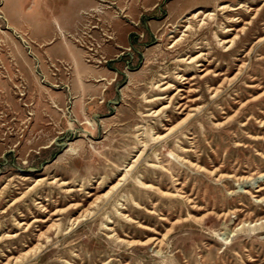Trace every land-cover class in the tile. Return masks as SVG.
<instances>
[{"label":"rangeland","instance_id":"rangeland-1","mask_svg":"<svg viewBox=\"0 0 264 264\" xmlns=\"http://www.w3.org/2000/svg\"><path fill=\"white\" fill-rule=\"evenodd\" d=\"M211 3L0 0V264H264V1Z\"/></svg>","mask_w":264,"mask_h":264},{"label":"bare ground","instance_id":"bare-ground-1","mask_svg":"<svg viewBox=\"0 0 264 264\" xmlns=\"http://www.w3.org/2000/svg\"><path fill=\"white\" fill-rule=\"evenodd\" d=\"M264 1V0H263ZM256 2V1H255ZM243 6V4H239L238 5V8H234L233 6H230V5H218V10H226V11H229V12H231V11H235V10H238V9H240L242 6ZM199 11L198 12H195L194 14H192V17L190 18L191 20H193V19H197L199 16H201V15H203L205 18H210V19H212V17H214L215 16V13L214 12H212V13H207V12H204V11H201L202 9H198ZM201 11V12H200ZM207 13V14H206ZM238 15V14H237ZM181 21H182V19H181ZM181 21H179V23L181 22ZM188 21V19L185 21V22H187ZM190 22V21H189ZM204 22V21H203ZM199 26V25H198ZM187 28V30L188 29H190L191 28V26L189 25V26H187L186 27ZM193 28V27H192ZM175 31V30H174ZM224 31V30H223ZM235 31V30H234ZM232 41V40H231ZM194 59L195 58H193V59H191V63L192 62H194ZM188 70V69H187ZM179 77H180V75H179ZM169 85V84H168ZM161 89V88H160ZM170 93V92H169ZM172 94V93H171ZM152 99V98H151ZM164 103V102H163ZM176 104V103H175ZM160 111V110H159ZM158 112V111H157ZM168 112V111H167ZM154 114V113H153ZM172 130V129H171ZM168 134V133H167ZM143 144V143H142ZM145 145V144H144ZM137 151V150H136ZM133 153V152H132ZM140 157V156H139ZM135 160V159H134ZM137 160V159H136ZM129 167V166H128ZM126 169V168H125ZM123 172V171H122ZM262 178H264V176H260V177H258V179H262ZM123 179V178H122ZM123 182V181H122ZM115 187V186H114ZM108 194V193H107ZM105 196V195H104ZM102 197V196H101ZM124 217V216H123ZM128 218V217H127ZM58 225V224H57ZM70 228V227H69ZM113 235V234H112ZM165 237V236H164ZM17 261V260H16ZM8 263V262H7Z\"/></svg>","mask_w":264,"mask_h":264},{"label":"crops","instance_id":"crops-1","mask_svg":"<svg viewBox=\"0 0 264 264\" xmlns=\"http://www.w3.org/2000/svg\"><path fill=\"white\" fill-rule=\"evenodd\" d=\"M217 2H218V0H214V3L208 4V5H205V6H206V7H211V6L215 5ZM198 7H201V6L196 5V6H193V7H191V8H187V9H185V10H183V11H180V12H177V11H173V12H174L175 14L184 15V14H186L187 12L191 11L192 9H194V8H198Z\"/></svg>","mask_w":264,"mask_h":264}]
</instances>
